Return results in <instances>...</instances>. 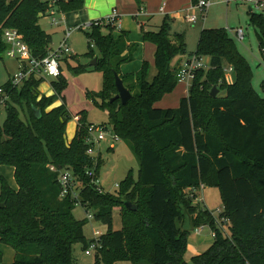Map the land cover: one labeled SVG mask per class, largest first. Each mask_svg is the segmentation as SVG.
I'll return each instance as SVG.
<instances>
[{
    "label": "trees",
    "instance_id": "trees-1",
    "mask_svg": "<svg viewBox=\"0 0 264 264\" xmlns=\"http://www.w3.org/2000/svg\"><path fill=\"white\" fill-rule=\"evenodd\" d=\"M134 1L142 10L143 1ZM83 3L59 0L56 6L68 13L81 10ZM46 9L42 0H0V53L6 48L2 30L13 28L33 57L45 56L51 35L38 21ZM248 14L264 56V16ZM166 18L156 30L140 25L142 40L155 50L153 66L142 60L135 72L120 71L137 48V43H127L126 30L114 34L113 24L92 20L84 32L86 54L96 57L90 68L102 75L100 90L89 95L107 112L112 133L138 160L136 178L127 172L115 193L99 192L94 183L102 161L100 155L86 153L90 122L83 111L75 115L74 135L66 140L72 114L62 95L66 79L61 73L50 80V95L40 93L44 79L34 75L19 86L9 80L0 86L8 97L0 125V165L13 169L15 183L11 186L0 175V244L13 250L9 264H74V245L80 243L85 251L92 241L83 234L87 218L73 215L77 203L107 227L98 238L93 264H264V97L253 89L251 66L227 30L202 28L192 55L208 57V68L194 72L176 107H159L157 101L179 82L178 66L186 58L183 34L171 32ZM226 67H231V81ZM73 70L86 68L79 64ZM113 72L131 93L125 103L109 101L116 93ZM213 86L222 95L210 96ZM58 99L60 104L49 108ZM87 169L94 170L93 177ZM61 170L70 171L78 184L64 196L57 179ZM202 185L218 191L222 210L217 217L204 200L202 205L194 202ZM115 207L118 229L111 228ZM219 217L227 221L217 223ZM186 218L189 228L184 227ZM200 226L210 228L213 242L185 260L187 237Z\"/></svg>",
    "mask_w": 264,
    "mask_h": 264
},
{
    "label": "rangeland",
    "instance_id": "rangeland-1",
    "mask_svg": "<svg viewBox=\"0 0 264 264\" xmlns=\"http://www.w3.org/2000/svg\"><path fill=\"white\" fill-rule=\"evenodd\" d=\"M188 8L189 4H187L183 9L177 10L171 17L168 16L169 14L166 15V19L170 25L171 32L184 33L183 36L185 42V50L183 56L187 57L194 53L198 35L202 28H225L229 35L234 39L239 52L246 58L249 65L251 66L253 74L251 83L253 89L261 97H264V88L262 87V83L264 81V56L262 55L258 46L255 28L249 20L248 5L236 0H230L228 2L215 0L209 5L205 15V20L198 16L195 22H187L183 17L184 14L187 13ZM251 12L262 13L264 16V9L252 8ZM77 13L79 14V12ZM163 16L164 15L160 14L159 12L154 13L151 23L155 22L156 24H160ZM67 17L69 19L68 22H66L64 18H62V20L69 27L70 34L67 38V43L73 50V53L70 54L69 57H67V60H62L60 62L62 75L66 79V86L62 92V95L64 96L67 109L72 114V116L83 111L86 115L87 121L94 124L104 123L106 127V129L104 130L105 138L98 144L94 145V149L96 151L95 153L100 155L102 161L98 170L96 180H98L97 185L101 186L103 191L115 193L118 190L119 182L124 178L127 172L130 171L132 177L136 178L138 171V160L132 152L130 146L126 142L119 138L113 139L111 137L112 131L110 128V124L108 123L107 112L103 108H101L98 105V102H96L89 95V93H96L100 90L102 86V75L98 70H91L90 68L92 66L89 64L91 58L86 54V52H88V41L84 33L87 28L81 29L79 27L82 23L86 22L83 21L82 16L75 17V13L73 12H68ZM134 20L137 21L134 24L138 26L137 32L139 33L140 19ZM63 21L59 22L57 25L52 24L48 17H44L40 21L42 29L51 35V44L53 45V47L58 45L64 36L62 32V28L64 26ZM239 27L242 28L244 32V37L242 40H238L232 32V29ZM92 49L94 55H97L96 47L93 46ZM79 64L85 66L86 70L74 71L73 67H76ZM139 64L138 52L136 53L135 58L128 63V68L130 71H135ZM225 73L226 77H228L227 81H231L232 74L227 71V67ZM48 81L49 78H45V80L40 84L42 90H46L49 88L50 81ZM187 89L188 87L186 88V85L183 81L178 82L171 92L165 93L157 101V105L162 108L176 107L178 105L180 97L186 94ZM222 93L223 91L217 92V94L219 95H222ZM4 119L5 109L3 105H0V125L2 124ZM72 122L73 118L70 119L66 126L67 131L71 127ZM5 167L9 169L8 166ZM8 171L10 172V170ZM10 184L14 185V180L12 179V177L10 178ZM75 187H78V185L75 184ZM202 194L204 195V204L206 203V206L210 210H212L215 216H217L216 208L221 207V202L216 188L208 187V189L204 190ZM197 196L200 197L201 194L199 193ZM198 199L199 204L202 205L203 202L200 198ZM117 209L118 207H115L112 211V229H118L121 226ZM73 215L76 219H82L85 217L87 218V223L83 226V234L86 239L89 238L90 240L92 239V237H94L92 233L94 230H98L101 235V233H104L107 229V227L101 222L94 220V218L92 217V211L90 209L86 210L78 203L73 209ZM185 224L184 227L187 228V226H189L188 218L185 219ZM224 229L225 232L228 233V228L226 226L224 227ZM204 231H208V228H205ZM208 233L210 232L208 231ZM100 235L96 237L97 240ZM1 250L3 263L9 264L13 259V250L9 246L5 245H2ZM73 255L75 257L74 264H93L95 252L94 250H91L90 253L86 254L82 245L80 243H77L73 247ZM115 264L130 263L123 261L116 262Z\"/></svg>",
    "mask_w": 264,
    "mask_h": 264
},
{
    "label": "built area",
    "instance_id": "built-area-1",
    "mask_svg": "<svg viewBox=\"0 0 264 264\" xmlns=\"http://www.w3.org/2000/svg\"><path fill=\"white\" fill-rule=\"evenodd\" d=\"M47 4L46 14L50 17L51 23L56 25L58 23L57 19L55 18V14L60 12L57 9L56 3L59 0H42ZM215 0H197L195 4L189 5L187 9V13L184 14V18L187 22H195L199 17L205 20V15L209 5ZM224 2H228L230 0H221ZM247 4L250 7L249 10L252 8H260L264 9V0H236ZM197 9V10H193ZM117 22V12L116 9H111L110 13L101 19L94 20L95 24L102 23H111L116 24ZM91 25V21L86 23H82L79 27L81 29H88ZM233 34L238 40H242L244 37V32L242 28H234L232 29ZM70 34L69 28L65 29L64 37L59 42L58 45L55 47H50L47 54L41 58L33 57L30 53V50L26 43L23 41L21 34L13 28H4L2 30V40L6 44V48L4 54L6 57L13 58L18 62V69L11 75L9 81L14 86H19L22 81L28 78L30 75H34L35 77L40 78H57L60 73V62L61 59L65 56H69L72 53V49L67 43V38ZM208 64L202 57H196L195 55H190L184 58L177 70V78L178 81H183L186 85V88L190 85L191 80L193 79L194 72L197 69H206ZM231 67H227V71H230ZM8 99L7 94L4 93L3 88L0 87V105H5V101ZM106 127L102 124H94L90 123L87 127V134L85 136V143H86V153L93 158H96L99 154H96L94 145L98 144L101 140L105 138L104 130ZM113 139H117L115 134H111ZM99 153V152H98ZM50 169L55 171L53 166H50ZM88 176L93 177L94 170L87 169L85 172ZM58 182L61 186V194L60 196H64L70 188L74 189L75 184L73 182L72 174L70 171L61 170L58 171L57 175ZM94 183L97 185L98 180H94ZM78 185V184H77ZM117 186V184H116ZM98 191L102 192L103 189L98 185ZM73 195L76 197L77 192L74 190ZM197 195V194H196ZM195 195L194 200L199 202V199L203 201L202 196L198 197ZM222 207L216 208L217 215L221 212ZM215 216V215H214ZM217 217V216H215ZM227 221L225 218L219 217L217 218V223ZM92 237V241L89 243L88 248L85 250V253H90L91 250H94L97 244L96 237L100 235L98 230H94ZM212 236L214 235L211 231ZM94 238V239H93Z\"/></svg>",
    "mask_w": 264,
    "mask_h": 264
},
{
    "label": "crops",
    "instance_id": "crops-1",
    "mask_svg": "<svg viewBox=\"0 0 264 264\" xmlns=\"http://www.w3.org/2000/svg\"><path fill=\"white\" fill-rule=\"evenodd\" d=\"M83 1H84L83 8L81 10L77 11V12H79V14L77 12H73V13H75V17L82 16L83 21L88 22V21H92L95 19L104 18L110 13L111 9H116L117 23L114 24L115 29H114L113 33L116 34L118 32V30H126L128 32L127 43H130V42L137 43V48L133 53V59L135 58L136 53L139 52V63L141 64L142 60H147L151 64V66H153V53L155 50V46H154V44H152L150 42L143 41L142 38L140 40L141 32L139 31L140 34L137 32L138 26H136L134 24L137 21H135L134 19H136V20L140 19L139 20L140 21L139 22V30H140V25H142L145 29H156L159 24H156L155 22L151 23L154 13L159 12L162 15H168L169 14L168 16L171 17L177 10L183 9L184 7H186L187 4L190 5V0H142L144 7L142 10L139 11L134 0H83ZM69 13H72V12H69ZM67 14L62 13V12L56 13L55 18L57 19L58 23L63 21L62 18H64V20H66V22H68L69 19L67 17ZM44 17H48V15L46 14ZM44 17H41L39 19V21H38L39 25H40L41 19ZM48 18L50 20V17H48ZM50 22H51V20H50ZM63 23H64V21H63ZM63 25L64 26L62 28V32L64 35L65 29H68L69 27L66 23H64ZM41 28H42V26H41ZM103 31L106 32V30H103ZM182 34L184 35V33H182ZM51 43H52V39H51ZM51 43H50V47H53V45ZM72 53H73V50H72ZM67 57H69V56L63 57L61 59V61L67 60ZM203 59L208 64V57H204ZM140 64L135 71H137L139 69ZM17 69H18L17 60H15L13 58L6 57L4 52L0 53V86L2 84H4L6 81H8L10 79L11 75ZM60 70H61V67H60ZM120 71H121V73L135 72V71L129 70L128 63L122 64L120 67ZM151 73L153 74V67H152ZM61 74H62V72H61ZM50 80H51V78H49V81ZM39 91H40V93L45 94V95L52 94V89L50 86L48 89L42 90L41 85H39ZM186 94H187V92H186ZM186 94H184V95H186ZM184 95H182V96H184ZM60 102H61L60 99L56 100L49 108L59 105ZM78 117H79L78 115L77 116L73 115L72 116L73 122L71 123L72 125L68 129V131H67V127H66V131H65L66 135L65 136H66L67 141H70V139L74 135ZM90 123H92V122H90ZM67 124H66V126H67ZM8 170H10V172ZM0 175H3L7 179L9 184H10V178L11 177L14 180L13 169L11 167H9V169H7L5 167V165H0ZM11 186H15V183H14V185H11ZM206 189H208V187L203 186V185L200 186L198 189V193L201 194L203 199H204V195L202 193ZM195 201L196 200H194V202ZM204 205L206 206V203ZM184 224H185V222H184ZM187 228H189V226H187ZM205 228H208V231L210 233H208V231L205 232L204 231ZM212 242H213V236H212L211 230L208 226H200L198 228H195L194 230H191L188 237H187L186 250H185V254H184L185 260H188L190 257H192L194 255L200 254ZM2 245H4V244H2ZM2 245L0 244V250L2 248ZM5 246H7V245H5Z\"/></svg>",
    "mask_w": 264,
    "mask_h": 264
},
{
    "label": "water",
    "instance_id": "water-1",
    "mask_svg": "<svg viewBox=\"0 0 264 264\" xmlns=\"http://www.w3.org/2000/svg\"><path fill=\"white\" fill-rule=\"evenodd\" d=\"M249 9L250 7H248V10ZM95 63H96V57H93L89 64L93 66ZM113 76H114V86L116 89V93L109 99V101H113L114 99H119L121 103H125L130 99L131 93L123 85V82L121 78L119 77V75L117 74V72H113ZM217 92H218V89L215 86H213L209 95L214 97L217 94ZM34 113L36 117L40 116V111L38 109H34ZM126 205L130 209H135L134 204L126 203Z\"/></svg>",
    "mask_w": 264,
    "mask_h": 264
}]
</instances>
